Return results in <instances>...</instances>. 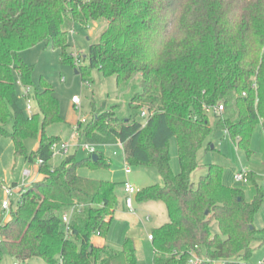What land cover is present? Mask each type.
<instances>
[{
  "label": "trees",
  "instance_id": "16d2710c",
  "mask_svg": "<svg viewBox=\"0 0 264 264\" xmlns=\"http://www.w3.org/2000/svg\"><path fill=\"white\" fill-rule=\"evenodd\" d=\"M101 18L107 25L86 65L87 56L69 52V33L76 23ZM43 41H52L62 62L83 60L75 66L84 81L92 82L97 68L116 76L119 88L133 87L128 115L105 101L82 135L96 147L121 143L128 166L154 167L162 176L163 184L135 195L167 207L169 221L151 232L153 264H188L192 252L207 258L202 264H253L264 244V226L257 225L263 178L249 171L248 182H237L252 183L247 199L239 185L224 182L219 164H210L197 186L192 174L199 152L213 145L212 133L226 131L248 156L256 130L264 133V0H0V134L13 141L16 156L37 160L43 174L21 188L10 219L0 223V264L6 257L14 264L35 257L50 264H139L131 237L121 249L93 242L109 236L119 182L79 170L110 169L112 159L97 148V160L67 154L60 165L49 163L62 140L47 128L64 121L61 102L45 77L35 86L34 66L22 54ZM17 77L33 89L31 114L21 105ZM218 103L225 110L212 124L206 108ZM30 138L39 139L32 152ZM174 138L178 172L169 149Z\"/></svg>",
  "mask_w": 264,
  "mask_h": 264
},
{
  "label": "rangeland",
  "instance_id": "374dc122",
  "mask_svg": "<svg viewBox=\"0 0 264 264\" xmlns=\"http://www.w3.org/2000/svg\"><path fill=\"white\" fill-rule=\"evenodd\" d=\"M106 25V20L103 18L92 21L88 26L76 23L69 33V52L75 57L78 54L87 56L85 64L89 65V47L100 40ZM22 54L24 59L34 66L33 81L35 86H39L41 77H45L52 83L55 94L61 102V115L64 121L49 126L47 132L60 135L62 141L69 142L68 154H75L79 160L88 157L90 153L84 147L87 141L82 134L92 120L94 113L98 112V109L107 101V107L114 104L118 105L116 108L119 113L128 115V103L133 93V87L119 88L116 76L107 77L97 68L91 70L93 81H84L82 73L78 72L79 69L77 68L84 61L76 59L75 63L62 62L60 50L53 47L52 41H43L24 50ZM18 78H16L17 91L21 96V105L26 107L27 101L22 97L25 88ZM76 97H78L79 102H75ZM31 102L35 106L33 96ZM209 116L212 124H214L215 115L209 113ZM209 140L212 141L214 148L208 149L207 145L202 148L199 152L200 166L192 174V180L196 186L201 178L208 174L209 165L215 163L224 167V182L231 186L239 185L245 191L247 199H252L254 196L253 185L251 182L237 183L234 180V174L237 170L247 168L254 171L257 176L263 178L261 185L264 189V133L261 127L256 130L253 137L251 147L254 153L251 156H248L245 151L239 150L226 131L219 130L212 133ZM25 144L29 152H32L37 149L39 139H27ZM97 148L104 151L112 159L111 168H82L79 172L94 178L111 177L119 182L116 218L111 225L109 240L114 241L113 243L116 244L117 248L121 249L127 236L133 238L137 246L139 264H153V244L149 239V234L154 228L169 221L167 207L163 201L139 202L134 196L136 212L130 211L124 202L123 182L129 181L136 188H143L153 184H163V178L156 168L142 165L130 166L132 173L127 174L128 165L125 153L119 144L98 145ZM169 149L172 167L174 171L178 172L180 165L175 138L171 140ZM64 157L65 155L56 152L49 163L51 166L60 165ZM38 163L37 160L31 162L26 161L21 156H16L13 141L0 134V223L5 222L11 216L12 211L11 208L4 209L2 205L6 198L5 188L11 187L14 190L13 200L16 201L23 184L27 185L32 179L39 176ZM26 170L31 172L29 176L24 175ZM14 208L16 209V205ZM147 216H150V219H147ZM257 225L264 226V205L257 216ZM218 229L217 222L214 221L212 223L213 232H218ZM263 258L264 244L254 251L251 261L253 264H258L259 260ZM14 262L13 258L6 257L2 264H14ZM32 264L50 263L43 258L35 257L32 259Z\"/></svg>",
  "mask_w": 264,
  "mask_h": 264
},
{
  "label": "built area",
  "instance_id": "2783aa9c",
  "mask_svg": "<svg viewBox=\"0 0 264 264\" xmlns=\"http://www.w3.org/2000/svg\"><path fill=\"white\" fill-rule=\"evenodd\" d=\"M19 82L21 83L20 79H19ZM24 88H25V90H24V93L22 94V97H24L26 99V101H27L26 108H27L28 113L31 114L34 112V107H33V104L31 102V97L33 94L32 88L31 87H24ZM75 102H79L78 97L75 98ZM224 110H225L224 103H218L215 106H209L206 108V112L212 113L214 115H221L224 112ZM145 115H146V111H143L142 116H145ZM120 145L123 146L121 143H120ZM84 147L89 151L90 154H94L97 151V147L95 145H91V144L86 143ZM53 150H54V154L56 152H58V153L66 156L69 152V142L62 141V142L55 143L53 145ZM249 171L250 170H248L247 168H242V169L237 170V172L234 175L235 181L236 182H248ZM126 172H127V174L132 172V169L130 166H127ZM30 174H31V172L29 170H26L24 175L29 176ZM24 186H26V184H23L22 187H24ZM124 190L126 193V197H125L126 206L130 211L135 213L136 208L134 206V196L139 191V188H136L129 181H126L124 184ZM5 193H6V198L2 202V205H3L4 209L8 210V209H10V207L12 205L14 190L11 187H7V188H5ZM20 193H21V189L19 191V196H20ZM69 219H70L69 215L65 214L64 220L66 222H69ZM147 219H150V216H147ZM149 239L150 240L153 239V236L151 233L149 234ZM205 259H207V258H205L204 256L198 255L196 252H192V254L189 258L188 264H202ZM16 264H18V263H16ZM258 264H264V258L259 260Z\"/></svg>",
  "mask_w": 264,
  "mask_h": 264
},
{
  "label": "crops",
  "instance_id": "0c3cea01",
  "mask_svg": "<svg viewBox=\"0 0 264 264\" xmlns=\"http://www.w3.org/2000/svg\"><path fill=\"white\" fill-rule=\"evenodd\" d=\"M107 23V22H106ZM18 80H19V78H18ZM64 141V140H63ZM120 145V144H119ZM121 146V145H120ZM123 147V146H122ZM37 148H38V146H37ZM38 171H39V165H38ZM132 173V172H131ZM131 173H129V174H131ZM43 178V174H41L40 172H39V176H37L36 178H34V179H32L31 180V182H33V181H37V180H40V179H42ZM106 178H109V177H106ZM109 179H111V180H113L111 177L109 178ZM30 182V183H31ZM124 182H126V181H124ZM124 182H123V197H124V200H125V197H126V193H125V190H124ZM15 183H17V182H15ZM125 202V201H124ZM125 206H126V202H125ZM127 207V206H126ZM115 218H116V210H115ZM10 219V217H8L5 221H7V220H9ZM115 220V219H114ZM114 222V221H113ZM164 224V223H163ZM162 224V225H163ZM161 226V225H160ZM93 242H94V244L95 245H97V246H105V244L106 243H109V244H111L112 246H114L115 248H117V246H116V244L115 243H113L111 240H109V236H108V238H105V237H103V236H100V235H96V236H94L93 237ZM118 249V248H117Z\"/></svg>",
  "mask_w": 264,
  "mask_h": 264
},
{
  "label": "water",
  "instance_id": "95a60500",
  "mask_svg": "<svg viewBox=\"0 0 264 264\" xmlns=\"http://www.w3.org/2000/svg\"><path fill=\"white\" fill-rule=\"evenodd\" d=\"M212 147H214V145H212ZM98 157H99V154H97V153L93 154V159H94V160H97Z\"/></svg>",
  "mask_w": 264,
  "mask_h": 264
}]
</instances>
